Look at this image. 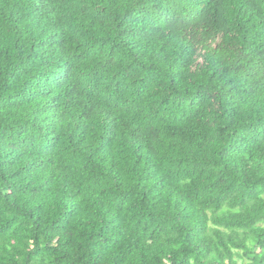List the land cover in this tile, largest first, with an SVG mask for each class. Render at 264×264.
Listing matches in <instances>:
<instances>
[{
  "label": "trees",
  "instance_id": "16d2710c",
  "mask_svg": "<svg viewBox=\"0 0 264 264\" xmlns=\"http://www.w3.org/2000/svg\"><path fill=\"white\" fill-rule=\"evenodd\" d=\"M0 264H264V0H0Z\"/></svg>",
  "mask_w": 264,
  "mask_h": 264
}]
</instances>
